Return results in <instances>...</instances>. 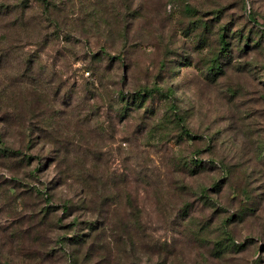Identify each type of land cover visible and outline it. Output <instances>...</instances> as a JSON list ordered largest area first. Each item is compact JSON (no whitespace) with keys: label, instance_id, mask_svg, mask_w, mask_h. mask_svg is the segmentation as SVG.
I'll list each match as a JSON object with an SVG mask.
<instances>
[{"label":"rangeland","instance_id":"1","mask_svg":"<svg viewBox=\"0 0 264 264\" xmlns=\"http://www.w3.org/2000/svg\"><path fill=\"white\" fill-rule=\"evenodd\" d=\"M0 264H264V0H0Z\"/></svg>","mask_w":264,"mask_h":264},{"label":"trees","instance_id":"2","mask_svg":"<svg viewBox=\"0 0 264 264\" xmlns=\"http://www.w3.org/2000/svg\"><path fill=\"white\" fill-rule=\"evenodd\" d=\"M223 31L221 32V35H220V39H219V41H220V43H221V52H223V53H227V52H229V48H230V46H229V42L226 40V33L224 32V30H226L227 29V27H222L221 28ZM220 65H218V67H219ZM142 93H144V94H146V95H156V94H158V95H160V96H162V97H166V94H165V92L162 90V88H160V87H154V88H144L143 90H140L139 91V94L141 95ZM180 120V119H179ZM200 163V161L199 160H196L195 162H194V164L195 165H198Z\"/></svg>","mask_w":264,"mask_h":264}]
</instances>
